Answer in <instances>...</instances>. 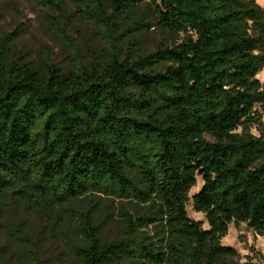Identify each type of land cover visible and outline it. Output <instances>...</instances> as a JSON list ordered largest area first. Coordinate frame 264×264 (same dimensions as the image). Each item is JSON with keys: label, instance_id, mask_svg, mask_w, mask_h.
Returning a JSON list of instances; mask_svg holds the SVG:
<instances>
[{"label": "trees", "instance_id": "16d2710c", "mask_svg": "<svg viewBox=\"0 0 264 264\" xmlns=\"http://www.w3.org/2000/svg\"><path fill=\"white\" fill-rule=\"evenodd\" d=\"M34 1L59 13L51 28L71 67H36L0 39V202L60 214L72 264H236L221 243L231 223L264 235V7L150 0L146 21L144 0ZM69 4L95 26L102 58L62 25L73 26ZM153 23L175 44L143 50ZM198 175L209 229L187 212ZM101 201L118 203L114 235Z\"/></svg>", "mask_w": 264, "mask_h": 264}, {"label": "rangeland", "instance_id": "374dc122", "mask_svg": "<svg viewBox=\"0 0 264 264\" xmlns=\"http://www.w3.org/2000/svg\"><path fill=\"white\" fill-rule=\"evenodd\" d=\"M257 1L264 7V0ZM150 9V0H144L137 10L139 17L146 20ZM68 10L74 14L73 26L67 27L61 20L62 25L75 38L85 54L93 52L102 58L105 45L95 26L80 19L77 8L72 4H69ZM59 16L56 10L42 7L34 0H0V39L10 34L6 44L10 54L22 55L36 67L43 68L52 64L66 70L71 67L70 56L50 23L52 17ZM148 21L153 20L150 17ZM176 40L169 31L153 23L146 32L141 47L152 52L161 45L172 46ZM257 77L264 83V68ZM239 130H242V127ZM251 132L258 135L256 128H252ZM197 180V185L190 192L187 212L192 219L201 221L203 227L209 229L205 214L197 212L194 207L193 196L204 184L202 176L198 175ZM112 205L117 206L118 203L101 201L98 204L97 219L109 235H114L118 230L116 220H112L109 215ZM75 239L71 226L60 214L48 216L30 209L14 198L0 202V254L3 264H30L28 260L31 256L45 264H72L73 257L68 241ZM23 243L26 247H22ZM221 243L235 249L233 261L236 264H264V235L259 234L246 222L231 223L229 232L222 238Z\"/></svg>", "mask_w": 264, "mask_h": 264}]
</instances>
